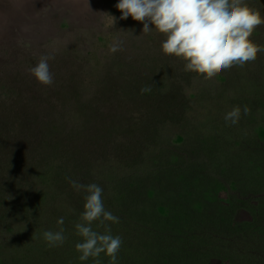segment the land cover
<instances>
[{
	"label": "rangeland",
	"instance_id": "1",
	"mask_svg": "<svg viewBox=\"0 0 264 264\" xmlns=\"http://www.w3.org/2000/svg\"><path fill=\"white\" fill-rule=\"evenodd\" d=\"M246 2L264 14V0ZM117 3L0 0V81L10 87L16 78L27 77L40 89L28 69L50 51L54 57L49 61L51 72L59 65L73 81L93 75L107 59L118 55L123 70L131 71L130 87L122 99L103 104L96 114H88L74 127L89 137L79 141L88 144L85 157L90 161L87 177L79 183L102 187L106 210L119 217V223L111 225L112 234L123 241L119 264H264V156L246 157L242 152L232 159L239 144L219 145L216 155L220 165L232 168L226 176L229 183L222 186L210 182L193 183L187 191L166 189L167 178L179 173L170 165L158 179L140 182L134 178L152 173L166 161H178L180 165L193 151L194 140H200L199 132L184 126L183 115L189 111L197 120L199 96L204 95L205 106L213 102L225 84L224 75L230 74L235 82L222 95V120L234 106H240L241 121L245 104L263 117L259 102L264 101V53L258 54L255 62L233 67L212 79L198 77L183 71L182 61L161 52V35L155 31L142 34V23L135 28L128 19L120 20ZM110 16L116 18L114 23ZM250 39L264 45V26L258 27ZM117 43L120 50L112 55L110 47ZM64 46L68 49L65 55L60 51ZM146 85H154L152 91L141 93ZM229 99L234 103L228 104ZM228 125L234 126L230 122ZM263 130L264 123H260L253 130L254 137L262 139ZM109 156L119 163L118 168L107 161ZM125 168L129 172H124ZM84 195L75 190L62 214L41 231L15 233L13 250L4 259L5 264H94L91 258L81 262L75 250L81 238L74 225L83 211ZM171 213L194 220L187 222L176 238L158 236L128 221H158ZM61 217L65 243L50 248L42 234L59 230L57 220ZM93 228L102 231L96 224ZM6 250L2 248L1 253ZM100 260L108 264L103 254Z\"/></svg>",
	"mask_w": 264,
	"mask_h": 264
},
{
	"label": "trees",
	"instance_id": "2",
	"mask_svg": "<svg viewBox=\"0 0 264 264\" xmlns=\"http://www.w3.org/2000/svg\"><path fill=\"white\" fill-rule=\"evenodd\" d=\"M127 22L138 27V22L131 17ZM67 50L65 46L60 49L63 55ZM52 53L50 51L49 55ZM106 61L93 75H85L75 81L63 72V67L55 65L52 71L54 83L41 87L37 83L40 89L27 77L16 78L10 87L3 84L5 81H0V264H5L4 259L13 250L14 234L38 232L54 223L75 191L69 181L79 182L87 177L90 161L85 154L89 146L79 141L89 137L82 136L74 123L84 120L88 114H96L103 104L110 105L113 100L122 99L132 79L129 76L131 71L123 70V61L118 55ZM230 77V74L222 77L225 84L217 91L220 96L209 105L205 106L204 95L199 96L197 120L189 111L184 113V126L199 132L200 140H194L196 146L193 151L181 160L180 165L178 161H166L146 176L137 175L134 177L136 180L158 179L166 174V166L170 165L179 173L167 178L166 189L187 191L193 183L196 186L210 182L222 186L229 183L226 176L232 168L220 165L216 155L219 145L239 144L232 159L242 152L246 157L264 156V130L262 139H256L253 133L260 123H264V101L259 102L263 117L252 106H248L250 114L243 115L233 127L225 126L227 123L220 117L222 95L235 82ZM227 102L233 104L234 100ZM59 119L62 120V131H59ZM120 139L124 138L120 136ZM107 161L118 168L119 163L112 157H107ZM124 172H129V169L125 168ZM128 221L158 236L176 238L178 231L184 230L187 222L194 220L171 213L158 221ZM2 248L7 250L1 253Z\"/></svg>",
	"mask_w": 264,
	"mask_h": 264
},
{
	"label": "clouds",
	"instance_id": "3",
	"mask_svg": "<svg viewBox=\"0 0 264 264\" xmlns=\"http://www.w3.org/2000/svg\"><path fill=\"white\" fill-rule=\"evenodd\" d=\"M115 7L121 13L120 20L130 16L142 23V34L155 31L161 35L164 38L161 52L182 61L183 71L198 77L212 79L233 67L255 62L258 54L264 53V45L250 39L258 27L264 26V14L246 0H118ZM110 17L114 23L116 18ZM119 50L118 43L110 47L112 53ZM51 59L54 57L41 55L28 69L42 86L54 83L49 65ZM153 86H144L141 93H150ZM249 113L250 109L245 105L243 115ZM241 115V107L234 106L225 114L224 120L236 125ZM69 182L77 192L85 193L83 211L74 225L81 238L75 245L79 260L84 262L91 258L94 264H102L100 257L103 254L108 264H119L118 253L123 241L111 231V225L118 224L119 217L106 210L102 187L96 183ZM63 224L61 217L57 220L59 230L43 232L48 247H60L65 243ZM93 224L102 231L94 230Z\"/></svg>",
	"mask_w": 264,
	"mask_h": 264
}]
</instances>
